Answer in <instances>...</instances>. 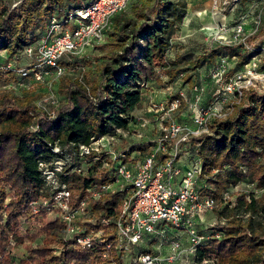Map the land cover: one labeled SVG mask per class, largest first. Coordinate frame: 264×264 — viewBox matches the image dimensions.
Listing matches in <instances>:
<instances>
[{
    "label": "trees",
    "instance_id": "1",
    "mask_svg": "<svg viewBox=\"0 0 264 264\" xmlns=\"http://www.w3.org/2000/svg\"><path fill=\"white\" fill-rule=\"evenodd\" d=\"M92 1L21 0L10 8L0 0V53L5 54L0 64L20 62L25 48L40 39L52 18L85 9ZM186 10V0H130L126 10L112 18L106 33L108 52L88 61L80 79L59 84L54 91L59 100L50 114L37 110L28 93L18 96L9 90L0 95V264H122L124 251L115 246V222L126 192L102 189L116 179L114 164L110 161L108 168H102L96 158L83 173L74 169V163L92 154L81 156L80 146L138 124L132 111L142 103L143 88L175 81L180 73L178 62L168 60L167 54ZM263 39L261 18L244 45L218 46L207 50L203 59L238 58L236 69L232 63L228 72L231 76L264 48ZM76 59L61 64L70 69ZM213 65L208 67V75ZM0 77L14 85L28 83L11 71H0ZM175 100L176 110H182L181 99ZM164 124L166 127L167 119ZM207 128L208 132L190 141L188 147L193 151L199 142L197 190L200 196L215 201L213 211L225 223L208 235L197 230L204 240L192 256V264H264V223L257 220L264 215V192L259 198L242 195L234 202L225 198L243 182L264 189V91L244 92L230 114L212 119ZM151 146L145 141L133 146L131 152L138 151L143 157ZM66 151L69 160L55 171ZM44 169L69 192L73 210L84 203V214L76 224L82 236L100 233V240L111 242L107 258L102 256L103 243L81 249L67 240L59 211L52 207L54 192L47 185ZM89 191L99 192V199H92ZM50 212L53 219H48ZM25 244L30 245L16 259L14 246ZM133 248L137 250L134 260L148 253L141 246Z\"/></svg>",
    "mask_w": 264,
    "mask_h": 264
},
{
    "label": "built area",
    "instance_id": "2",
    "mask_svg": "<svg viewBox=\"0 0 264 264\" xmlns=\"http://www.w3.org/2000/svg\"><path fill=\"white\" fill-rule=\"evenodd\" d=\"M129 2L130 0H93L85 9L64 17L52 18L40 39L25 48L20 62L0 64V71H11L20 80L36 83H43L48 79L47 87L51 92L50 104L53 108L58 102L55 104L53 100L55 83L67 70L61 63L83 57L89 48L100 44L111 27L112 18L125 11ZM234 31L232 44L229 45H244L246 36L243 28L239 26ZM218 41L222 44L220 38ZM22 61L28 63L24 65ZM232 61L233 59L224 56L218 57L209 70L211 80L223 84L221 93L215 96L210 106L202 107L196 101L193 118H166L167 126L151 141L152 146L140 160L133 158L134 163L125 162L122 161L123 156L110 160L114 164L116 179L113 184L102 189L105 192L117 189L126 192L115 222L116 249L125 251L141 246L148 247L149 250L148 253L139 254L135 264H181L184 256L193 255L204 240L197 231L198 224L194 216L203 210L213 211L216 203L198 193L197 181L201 172V161L197 154L199 142L195 143L193 151L189 150L188 144L208 132L207 125L212 119H221L217 105L225 104L230 98H233L234 104H238L244 92L264 90V48L239 71L229 76ZM15 87L22 88L24 85L19 83ZM193 90L197 91V87L194 86ZM177 107L178 101L175 100L170 103L167 111L172 113ZM137 121L138 124L133 127L135 133L145 125L138 118ZM137 137L142 139L139 133ZM93 143L80 146V155L90 154ZM43 175L50 190L54 192L52 207L59 211L67 240L81 249L103 243L102 256L107 258L112 248L111 242L100 240V233L82 236V231L76 224L84 214V203L73 210L70 207L69 192L57 185L51 172L44 169ZM89 194L95 200L100 197L99 192L89 191ZM43 205H47V202L44 201ZM50 216L52 218L48 219L55 217L53 212L48 213V217ZM183 237L184 240L181 239Z\"/></svg>",
    "mask_w": 264,
    "mask_h": 264
},
{
    "label": "rangeland",
    "instance_id": "3",
    "mask_svg": "<svg viewBox=\"0 0 264 264\" xmlns=\"http://www.w3.org/2000/svg\"><path fill=\"white\" fill-rule=\"evenodd\" d=\"M1 1L6 6L13 8L21 0ZM186 4V16L172 37L171 48L167 54L168 60L178 62L177 68L180 73H178L175 81L170 84L166 83L161 86L150 84L148 88H143L142 103L134 116L140 122H144V127L136 133L131 127L127 131L114 130L108 136L98 138L92 145V154L87 158L77 160L74 163V169L85 173L97 161L96 158H100L101 163H103L102 168H108L110 160L117 156L127 158L126 161L128 162H131L133 158L140 160L142 158L140 153L138 151L131 152V148L141 144L144 140L150 142L155 140L165 128L164 121L166 118H193L196 112V101L202 107L210 106L215 96L221 93L223 84L212 81L208 75L207 69L214 64L215 58L204 61L203 55L207 50L232 44L234 30L239 26L243 28L246 37L254 34L261 18L264 19V0H186ZM219 38L222 44L219 43ZM108 42V37L105 36L100 44L89 48L83 57L72 61L70 69L67 68L64 76L55 83L54 91L61 82L67 79H80L82 70H87L88 61H95V58H99L108 52ZM237 60L238 58L232 61L234 63L233 69H236L239 62ZM26 63L28 61H22V64L26 65ZM46 80L43 83L28 81V83L23 84L24 87L16 88L14 82L10 83L0 77V95L9 90L14 91L18 96L28 93L37 110L45 111L48 114L52 107L50 104L51 92L47 87L49 80ZM163 80L167 81L166 78ZM193 86L197 87V91L193 90ZM261 91L264 90L261 89ZM54 94L53 100L56 104L59 98L56 93ZM176 98L181 99L180 103H182L183 109L180 110L181 112L176 110L169 113L167 109ZM233 104L234 100L230 98L225 104L217 105V111L220 112L221 118L230 113ZM138 133L142 139L137 137ZM66 160H69V152L67 151L64 153L63 160L57 163L58 170L64 166ZM263 192L264 189H256L247 182H243L230 189L225 194V198L234 202L237 197L242 195L248 197L251 194L254 198H259ZM215 211L203 210L194 216L201 234L208 235L210 230L217 229L225 223L224 220L217 217ZM48 218H52V216ZM257 220L264 223V215L260 214ZM181 239L184 240V237ZM29 245H15L12 254L16 259H19ZM141 249L149 251L148 247ZM134 252H137L134 248L126 249L123 253L122 264H131V261L134 260ZM192 256V254H186L181 264H192Z\"/></svg>",
    "mask_w": 264,
    "mask_h": 264
},
{
    "label": "crops",
    "instance_id": "4",
    "mask_svg": "<svg viewBox=\"0 0 264 264\" xmlns=\"http://www.w3.org/2000/svg\"><path fill=\"white\" fill-rule=\"evenodd\" d=\"M0 57H5L4 52H1V53H0ZM136 110H137V109H135L134 111H132V116H134V115L136 114ZM134 117H135V116H134ZM159 134H160V133H159ZM143 142H145V140H144Z\"/></svg>",
    "mask_w": 264,
    "mask_h": 264
}]
</instances>
